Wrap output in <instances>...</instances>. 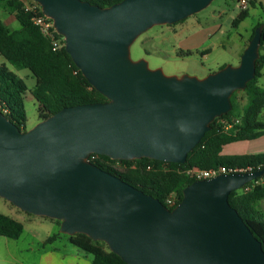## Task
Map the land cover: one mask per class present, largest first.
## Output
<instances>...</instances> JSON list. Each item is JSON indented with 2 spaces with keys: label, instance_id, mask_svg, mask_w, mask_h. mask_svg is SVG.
I'll use <instances>...</instances> for the list:
<instances>
[{
  "label": "water",
  "instance_id": "water-1",
  "mask_svg": "<svg viewBox=\"0 0 264 264\" xmlns=\"http://www.w3.org/2000/svg\"><path fill=\"white\" fill-rule=\"evenodd\" d=\"M33 1L106 100L64 106L25 131L0 111V197L60 220L61 233L103 241L127 264H264L260 242L228 202L231 190L264 169L193 180L169 209L88 160L96 153L184 163L211 121L231 109L232 92L254 77L262 26L236 65L176 76L132 60L129 46L151 26L180 21L211 0H120L106 7Z\"/></svg>",
  "mask_w": 264,
  "mask_h": 264
},
{
  "label": "trees",
  "instance_id": "trees-1",
  "mask_svg": "<svg viewBox=\"0 0 264 264\" xmlns=\"http://www.w3.org/2000/svg\"><path fill=\"white\" fill-rule=\"evenodd\" d=\"M100 7L110 6L120 0H84ZM29 10L23 0H0V8L8 9L18 21L17 29H10L0 18V111L17 127L25 131L26 113L24 109V93L27 90L25 81L14 74L5 62L18 69H28L35 78L32 96L38 103L40 119L58 111L64 106L101 102L106 98L99 93L75 66L64 48L61 35L52 32V37L43 34L32 21L41 15L37 3ZM249 6L255 0H248ZM248 16V8L239 10L231 24H238ZM262 26L260 34L259 56L256 60L255 75L244 89L234 90L230 95L231 109L215 117L210 128L203 134L199 142L187 153L184 163L166 162L146 157L138 159H112L103 154L92 153L88 160L103 170L123 179L133 187L156 197L172 209L181 199L182 189L194 179L184 170L190 167L207 169L219 165L250 166L252 171L264 169V152L257 154L224 155L222 147L230 142L256 138L264 133V121L259 114L264 107V86L258 83L264 64V19L258 22ZM54 39L60 45H53ZM189 55L190 52L183 53ZM237 92L243 94L244 103H240ZM5 109V111H3ZM92 156H94L92 158ZM169 194L175 195V203H166ZM264 200V174L247 182L243 187L231 190L228 195L229 204L235 208L253 235L260 242L264 251V218L255 207V203ZM59 226L60 220L54 219ZM23 225L15 218L0 212V236L16 239L20 236ZM64 236L66 241L82 253L91 255V264H127L120 256L110 251L100 240H93L83 233L68 235L57 232L47 237L51 242Z\"/></svg>",
  "mask_w": 264,
  "mask_h": 264
},
{
  "label": "rangeland",
  "instance_id": "rangeland-1",
  "mask_svg": "<svg viewBox=\"0 0 264 264\" xmlns=\"http://www.w3.org/2000/svg\"><path fill=\"white\" fill-rule=\"evenodd\" d=\"M24 1L28 3L32 0ZM254 6L255 9L252 7L248 9L250 15L237 27H233L231 22L239 12L237 0H211L207 6L180 21L153 25L140 33L129 46L130 58L132 60L144 59L149 68H160L164 74L181 76L183 74L179 66L182 60L176 56L183 49L179 48V41L185 35L198 31L202 45L210 49V53L204 60L197 52L185 58L184 61H189L190 64L196 66L203 63L205 66L212 67L214 71L219 69L214 66L218 61H224L225 65H236L238 62L235 49L240 44L241 37H246L251 33L258 16L263 17V9L258 4ZM8 12V9L0 8V18L4 20ZM8 26L10 29H17L19 23L13 19ZM218 29L220 31L216 32ZM216 42L223 43L225 49L211 48ZM5 64L27 85L24 93V109L25 124L29 129L40 121L38 103L30 92L34 87L35 78L26 68L18 69L7 62ZM261 72L258 83L264 86V64ZM237 96L243 104V94L237 92ZM255 207L264 218V200L255 203ZM0 212L11 215L23 225L22 233L18 238L0 237V256H13L10 261H5L4 257H0V264H37L41 254L52 252L80 254L83 260H91L90 254L80 252L77 247L69 244L64 236L51 242L46 241L47 237L59 232V226L54 219L23 211L2 197H0Z\"/></svg>",
  "mask_w": 264,
  "mask_h": 264
},
{
  "label": "crops",
  "instance_id": "crops-1",
  "mask_svg": "<svg viewBox=\"0 0 264 264\" xmlns=\"http://www.w3.org/2000/svg\"><path fill=\"white\" fill-rule=\"evenodd\" d=\"M255 4H258L259 7L263 9V17L261 16L257 17L256 19L257 21L255 23L256 25L258 22L264 19V0H255ZM249 7H252L253 9H255L254 8L255 6L248 5L247 8L249 9ZM249 15H250V12L248 10V16ZM13 19H15L13 14L8 12V15L4 17L3 21L5 24L8 25L10 21L12 22ZM219 31L220 29H218L216 32H219ZM198 33H199L198 31H195V32L185 35L183 38L180 39L179 48H183V49L180 50L179 53L176 54V56L177 58L182 60L181 65L179 66L181 70L180 72L182 74H190V75H194L197 77H203L209 72L214 71V69L208 65L205 66L203 63L200 66H196V65L190 64L189 61H184L185 58H188L197 52L200 53L201 58L204 60L210 53V49L202 45L201 43L202 41ZM250 34H248L246 37L242 36L240 44L235 49V53L237 54V62L239 61L240 54L242 53L243 49L248 43V40H249L248 38ZM217 47L225 49L223 43H217V42L214 43L211 48H217ZM187 51L190 52V54L184 55L183 53ZM261 52L264 53V47L262 48ZM225 64L226 63H224V61H218V62H215L214 66H216V68H220L224 66ZM259 118L262 121H264V107L262 108L259 114ZM263 152H264V133L257 136L256 138L230 142V143L225 144L222 147V154L224 155L257 154V153H263ZM3 257L5 258L4 259L5 261H10L13 258L12 255H7ZM55 263L57 264H91L90 261L83 260L80 254H73V253L64 254L61 252L41 254L37 264H55Z\"/></svg>",
  "mask_w": 264,
  "mask_h": 264
},
{
  "label": "built area",
  "instance_id": "built-area-1",
  "mask_svg": "<svg viewBox=\"0 0 264 264\" xmlns=\"http://www.w3.org/2000/svg\"><path fill=\"white\" fill-rule=\"evenodd\" d=\"M30 2L36 3L33 0L30 1ZM30 2L27 3V2L24 1V6H25L26 9L31 10L34 7V4H31ZM237 4H238V8L240 10L246 9L248 7V0H237ZM32 21H33V23L35 25L38 26L39 30L43 34H45L47 36L52 37L53 36L52 32H54V31L56 32V30H55V28L53 26L52 19L47 17V16H45L44 14L34 16L32 18ZM62 39H63V37H62ZM53 45L55 47L60 45V40L59 39H54ZM0 108H2L1 104H0ZM3 111H5V109H3ZM93 157L94 156H92V158ZM251 171H252V167H250V166H236V165L229 166V167L228 166H224V165H219V166L210 167V168H207V169H202V168H197V167H190V168H186L184 170V172L190 178H193L194 180L210 178L212 176H215V175L221 174V173H223V174H226V173H246V172H251ZM166 203L169 204V205H173L175 203V195L174 194H169L166 197Z\"/></svg>",
  "mask_w": 264,
  "mask_h": 264
}]
</instances>
